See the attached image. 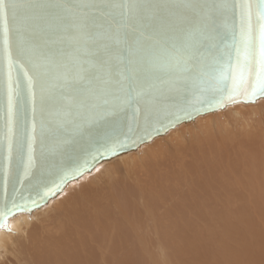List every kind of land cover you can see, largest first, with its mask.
<instances>
[{
    "label": "snow or ice",
    "instance_id": "snow-or-ice-1",
    "mask_svg": "<svg viewBox=\"0 0 264 264\" xmlns=\"http://www.w3.org/2000/svg\"><path fill=\"white\" fill-rule=\"evenodd\" d=\"M7 9L14 18L21 14L17 31L27 34L21 46L30 57L31 74L25 70L24 77L33 117L37 81L41 102L59 105L54 118L60 122L81 107L106 108L107 96L116 101L113 110L130 109L136 118L146 99L150 111L182 90L201 96L211 91L227 102L264 95V0H0L9 157L15 90ZM49 80L56 82L59 97L45 91ZM35 131L33 119L26 173L33 165ZM123 147L106 139L96 153L116 155Z\"/></svg>",
    "mask_w": 264,
    "mask_h": 264
},
{
    "label": "bare ground",
    "instance_id": "bare-ground-1",
    "mask_svg": "<svg viewBox=\"0 0 264 264\" xmlns=\"http://www.w3.org/2000/svg\"><path fill=\"white\" fill-rule=\"evenodd\" d=\"M263 100H264V95L262 97H259L257 100L253 102H243V101L233 102L225 105L222 108H219L218 110L197 115L194 119L182 122L179 125L169 129L167 132L160 135H156L149 141L140 143L135 148L124 151L109 159H104L100 161L96 165V167L93 168L91 171L82 174L76 179L70 180L59 193H57L54 197H51L49 201H47L42 206H39L38 208L34 209L30 215H34L37 212L41 213L42 211H44L41 214L42 217L47 215L48 214L47 212H49L48 205L52 199H56L59 195H61L70 183L77 181L86 174L92 172L94 169L97 168L98 165L104 162L111 161L119 156L129 160L131 158V154L134 156L133 154L134 151L139 150L141 147L145 145H149L159 137H163L171 132H174L178 127L184 124H189V123L191 124V122H194L197 119L199 120L200 117L202 116L208 114H217V113L219 114L222 112H227V110L229 111V109H234V107L236 106L241 107L243 105H248V104L251 106L255 105L253 106V108L256 106L261 107L260 104L263 102ZM260 121L262 122V120ZM260 121H258V123ZM237 122L235 123L240 125V121ZM254 122L257 123L255 120ZM232 125L235 126V124ZM234 126H232L233 131L235 130ZM232 127L230 128L232 129ZM217 129L221 131L223 130V128L221 127L220 129L219 128ZM228 130L230 132L229 128ZM205 131L206 130H204V133ZM237 131H239L238 128L236 132ZM239 132H241V130ZM209 133L210 132H206L205 135H202L204 136L203 139L205 140H202L201 136H200L201 138L198 137L201 140L195 138L197 137V134L193 136L191 135L192 138L194 137L196 139L195 141H197V143L196 145L191 144L190 147L191 149L189 152L184 153L183 147H180L182 150L181 152L180 148L176 147V144L178 143L177 141V143L174 142L176 151L172 150V152L171 151L167 152V150H165L164 152L167 153L163 155V159H161L163 154L162 152H151L147 154L144 164L146 166L147 162H150L152 165V169L146 168L145 171L151 170L150 173L154 174L156 171H158L164 165H166L172 167V172H173V174L170 176H167L165 174L162 176L159 172V176L163 181L162 184H159V187L166 188V190H164V193L165 195L170 197V200H166L164 203L158 201L159 206L163 210V211L161 210V212L158 214L162 219L168 220L170 224H166V226L162 224L163 230L159 232L160 230L159 229L156 231L155 234L157 235L158 238L162 237L165 239H170L171 241H168V245L172 242L173 245L177 246L176 249L174 247H171L176 252L177 251L179 252L180 249L183 250L182 251L183 253L184 251H187V249L189 248L188 251L185 252L186 254L182 256L183 261L189 264H264V142L258 145L260 149L259 151L256 147L252 145V143H248V144L244 143L245 142L244 138L235 140L234 144L231 142L228 143L225 142L226 144H222L223 141L218 142L215 140H210L211 137L210 135L212 133L210 134ZM217 134L219 133L216 132V135ZM214 137L215 136H213L212 138ZM197 144L199 146H197ZM156 146L157 145L153 147L157 148L158 146L157 147ZM188 146H190L189 143ZM148 149H150V147ZM152 149L153 148H151V150ZM248 149L250 150L251 154L246 153ZM211 155L212 157H210ZM214 158H217L218 160ZM115 167H114L115 172L114 169L111 167H109L111 170L109 168L108 169L106 168L107 172L104 173L108 177L105 178L107 189H102L101 190L102 192L106 190L108 192L110 188L109 184L117 180V184L114 187L115 197H121V192L123 191L125 192V197H127L126 202L130 203V205L133 203L140 204L141 202L149 205L154 203L152 198L153 191L150 192L148 198H145L146 195L145 188L137 189L136 187L132 186V189H129L130 184H126L122 182V179H128V178L130 179L134 177L132 171L135 169L131 168V171L128 170L124 172L123 175V173H121L122 168H119L118 165L117 166L115 165ZM124 168L126 169V166H124ZM113 172L115 174H113ZM104 173L102 174L103 176ZM95 175L98 176L99 174L98 175L95 174ZM100 176L101 174L99 175V178ZM95 177H93V180ZM102 179H104V177ZM89 182H86L85 185L96 184L95 182L93 183L91 182L89 183ZM185 188H187L186 191H182ZM142 194L144 197H142ZM104 198H106L107 200L106 194H99L96 195L95 197L91 196L89 201L80 202L77 208L72 209V212H74L76 218L80 220L84 217L83 212L87 210L85 205L88 202H90V204L95 202L105 203L106 201L103 202ZM143 198H145L144 201ZM55 201L58 202L57 200ZM113 201L114 199L111 200L110 203H113ZM56 202H54L53 200L52 204ZM189 204H191V206H189ZM116 208L118 209L117 211H119L120 214H117L115 212ZM53 209L54 208H52V210ZM128 209H129L128 207H125V211H124L120 207V205H117L114 208L112 207V212L115 217L104 216V220H105L104 228L107 227L108 225H109L108 227H110L109 236L114 237L116 234L120 232L121 235H119L120 234L119 233L118 235L115 236V237L117 236L119 237L122 236V232H126L125 241L124 242L120 241V248L123 249V252L121 253V249H113L114 251L113 253L116 256V258L113 257V255L110 253L111 259H108L109 257H107L105 252L102 251L103 243L100 240L99 242L100 251L98 252V255H100V258L102 260L104 259L106 260L107 262L106 264H108L109 262L116 264H118L119 262H123V264H134V262H138V259L133 260L134 258H132L134 253H137L136 256L140 257L143 260V262L146 263L147 261L146 254L150 252L148 251L149 245L147 243L152 242L150 239L152 234H150V237L145 240L148 233L141 231V229H139V227H137L133 223L132 221L133 216L130 215ZM115 214L117 215V217ZM118 215H121L123 220H121L120 218V220L118 221L119 219ZM179 215H181V217ZM27 216H28V212H21L15 214L13 217L9 219V221L5 225L0 227V241H4V247L7 248L9 244L8 242L11 240V238L10 239L8 238V231H5L3 233V230L9 226L10 228L12 227L13 229H17V236L16 233L14 235L15 237H17V239L21 237L22 238L21 240L25 241L26 236L24 235L26 233V227L29 224L28 225L23 224L27 226L25 228L23 227L19 232L17 220H19V218L21 217H24L22 220L26 221L27 223L29 222V218ZM42 217L40 216L39 218ZM185 217L188 218L185 219ZM190 217H192V220L190 219ZM185 220L188 222H185ZM113 221L114 222L116 221L114 223L115 224L114 226L112 224ZM179 221L183 223V226L181 228ZM31 225L33 226L32 223ZM186 232H190L191 239L188 238L189 240L188 239L186 240L187 237L186 238L184 237L187 235ZM87 235L89 238H92L91 237L92 234L87 233ZM58 239L59 237H54V239L52 240H49V238H47L48 240L47 245L48 243L49 244L52 243L53 245H55L54 242ZM89 242L93 245V248L97 247V250L99 249L98 245L95 246L96 243L94 244L93 239H90ZM35 252L33 253L35 254ZM43 253L47 254L49 252H43ZM118 253L121 255L120 259H118ZM61 254L62 253L54 252V259L52 257H49L48 260L55 264H61V262H58V259L56 258V256ZM91 254L92 255L90 256L94 257V254L93 253ZM39 260L41 259L39 258ZM66 264H74V263L67 262Z\"/></svg>",
    "mask_w": 264,
    "mask_h": 264
},
{
    "label": "water",
    "instance_id": "water-1",
    "mask_svg": "<svg viewBox=\"0 0 264 264\" xmlns=\"http://www.w3.org/2000/svg\"><path fill=\"white\" fill-rule=\"evenodd\" d=\"M7 2V0H6ZM9 26V51L13 59V88L15 116L13 122L11 157L8 154V105H7V65L4 58L3 21L0 20V227L11 217L21 212H31L45 204L59 193L72 179L91 171L104 160L149 141L182 122L194 119L197 115L218 110L227 104L221 95L211 91L198 95L191 90L169 93L149 111L150 101L142 102L141 113L133 118L130 109L116 108L113 96H107L106 108L96 109L85 106L75 109L65 121L54 118L59 105L53 101L41 102L42 82L34 84L36 94V112L33 117V104L28 91V82L24 71L31 74L29 55L22 50L21 40L27 34L17 31L21 14L14 18L7 9ZM23 65V67H21ZM46 92L59 97V89L54 80L43 84ZM226 95V94H225ZM256 98H249L253 102ZM243 101V96L235 102ZM223 104V106H221ZM36 124L33 134V165L25 172L27 160L28 135L31 125ZM106 139H114L124 144L116 149L117 154L98 155L96 148ZM103 151V149H101ZM92 155L97 156L92 161ZM57 185L59 187L57 188ZM35 201V203H33ZM13 204L18 207L13 208Z\"/></svg>",
    "mask_w": 264,
    "mask_h": 264
},
{
    "label": "rangeland",
    "instance_id": "rangeland-1",
    "mask_svg": "<svg viewBox=\"0 0 264 264\" xmlns=\"http://www.w3.org/2000/svg\"><path fill=\"white\" fill-rule=\"evenodd\" d=\"M260 105L261 107L256 106L254 108L253 106L255 105L251 106L249 104L243 105L241 107L236 106L234 107V109H229V111L227 110V112H222L219 114L218 113L208 114V115L202 116L200 117L199 120L197 119L198 121L196 120L194 122H191V124L190 123L184 124L178 127L174 132H171L163 137H159L154 142L150 143L149 145H145L141 147L139 150L134 151L133 153L134 156L131 154V158L129 160L124 159V157L119 156L111 161L104 162L98 165L96 168L97 170L94 169L92 172L86 174L79 180L70 183L61 195H59L56 199H52L48 205L49 212H47L48 214L46 213L47 215L42 217L41 214L44 211H42L41 213L37 212L38 214L35 213L34 215H28L27 217L29 218L30 223L29 222L26 223V221H23L22 219L24 217H21L19 218V220H17L19 232L21 231L23 227L25 228L29 224L27 226L28 228L26 227V233L24 235L26 236L25 241H22L21 237L20 238L18 237L19 239H17V237L14 236L15 233L17 236V229H13L12 227L10 228L9 226L3 230V233L5 231H8L9 239L11 238V240H14V239L15 240L14 241L10 240L8 242L9 244L7 248L4 247V241H0V247H1L0 248V264H49L51 261H49L48 258L52 257L54 259V252L62 253L61 255L56 256V258L58 259V262H61V264H66L67 262L74 263V264H82V263L83 264H92V263L93 264H106L107 263L106 260L105 259L102 260L100 258V255H98V252L100 251V245H99L100 240L103 243L102 251L105 252L107 257H109L108 259H111V254L113 255V257L116 258V256L113 253L114 252L113 249H121L120 241L124 242L126 239V232H122V236H119V237L117 236L118 238L115 236L118 235L120 232L116 234L114 237H111L109 236L110 234V227H108L109 225L104 228L105 226L104 216L105 217H115L112 212V207L114 208L117 205H120V207L124 211H125V207L129 208L128 211L130 215L133 216V219H132L133 223L137 227H139L141 231L148 233L145 240L150 237V234H152L150 238L152 242L147 243L149 245L148 251L150 252L146 254L147 256L146 263L143 262V260L140 257L136 256L137 253H134L132 256V258H134L133 260L138 259V262H134V264H189L183 261L182 259V256L186 254L185 252H187L189 248L187 249V251H184L183 253H182L183 250H180V249H179V252L178 251L176 252L171 247H174L176 249L177 246L173 245L172 242L168 245V241H171L170 239H165L162 237L158 238L157 235L155 234L157 230L160 229L159 232L163 230V225L166 226V224H170L168 220L162 219L158 214L162 210L158 204V201L164 203L166 200H170V197L165 195L164 193V190H166V188L159 187V184H162L163 182L161 180V177L159 176V172L162 176L164 174L167 176H170L173 174V172H172V167L166 166V165H164L161 169L156 171L154 174L150 173L151 170L145 171L146 168L152 169V165L150 162H147L146 166L144 164L146 156L147 154L151 152H162L163 154H162L161 159H163V155L165 153L170 152V151L172 152V150L176 151V147L178 148L183 147L184 153L189 152L191 149L190 148L191 144L196 145L197 143V141H195L196 140L195 138H197L198 140H201V139L205 140L203 139L204 136L202 135H205L206 132L212 133L210 135L211 136L210 140H215L218 142L223 141L222 144H226L225 142L227 143L231 142L234 144L235 140L244 138V141H245L244 143L246 144L252 143V145L260 151L258 145L264 142V127H263L264 126V122H263L264 120V100ZM256 118L257 119L259 118L260 120H262V122L258 119V121H260L258 123ZM254 120L257 123H255ZM237 121H240V125L242 124L244 126L242 125L240 126L239 124H236L235 122ZM232 124H235V126ZM232 126H234L235 128L234 131H233ZM220 127L223 128L224 132L223 130L221 131L217 129V128L220 129ZM230 127H232V129ZM228 128L230 129V132ZM237 128L239 129V131L241 130V132L237 131L238 132L237 133L236 132ZM204 130H206L205 133H204ZM216 132L219 134L216 135ZM196 134H197V137L192 138V136ZM212 135L215 137L212 138L213 137ZM198 137H200L201 139ZM174 142L177 143L176 147L174 146L175 144ZM188 143L190 144V146H188ZM155 145H157L158 147L157 146H156L157 148L153 147ZM197 146L199 145L197 144ZM149 147L150 149H148ZM151 148L153 149L151 150ZM165 150H167V152H164ZM246 153L251 154L249 149L247 150ZM210 157H212V155ZM214 159H217V158H214ZM115 165L116 166L118 165L119 168H122L121 173H123V175H124V172L128 170L131 171V168L135 169L132 171L134 174V177L130 179L129 178L122 179V182L126 184H130L129 189H132V186L136 187L137 189L145 188V194H146L145 198H148L150 192L153 191L152 198H153L154 203H152L151 205L144 204L143 202H141V199H140V202H141L140 204L133 203L130 205V203L126 202L127 197H125V192L123 191L121 192V197H115L114 187L117 184V180L109 184L110 188L108 192L107 190L102 192L101 191L102 189H107V184L105 180V178H108L105 175V173L107 172L106 168L108 169L109 167H111L114 169ZM124 166H126V169L124 168ZM114 172H115V169H114ZM114 172L113 174H115ZM103 173H104V176L102 175ZM95 174L97 175L101 174L100 176L101 179L99 178V175L96 176ZM93 177H95L94 178L95 181L93 180ZM103 177L104 179H102ZM89 181L91 183L95 182L96 184L85 185L86 182H89ZM186 189L187 188H185L182 191H186ZM99 194H106L107 200L106 198L103 199V202L104 201L106 202L105 203L95 202L92 204L88 202L85 205L87 210L83 212L84 217L78 220L75 216V213L72 212V209L77 208L80 202L89 201L91 196L95 197L96 195H99ZM142 197H144L143 194H142ZM145 198H143V201L145 200ZM113 199H114L113 203H110V201ZM53 200L54 202H56L55 200H57L58 202L52 204ZM189 206H191V204H189ZM52 208L54 209L52 210ZM115 210L114 211L117 214H120L119 211H117L118 210L117 208ZM40 216L42 218H39ZM118 216H119L118 221L120 220V218L121 220H123L121 215H118ZM179 216L181 217V215ZM17 217H20V216H17ZM187 218L188 217H185V219ZM190 219L192 220V217H190ZM115 222L114 221L112 222L113 226L115 225L114 224ZM185 222H188V221L185 220ZM31 223L33 224V226L31 225ZM179 223H180V228H181L183 226V223L181 221H179ZM23 224H27V225H23ZM106 228L108 229V231ZM87 233L92 234L91 236L92 238H89ZM186 234L187 235L184 236L185 238L187 237L186 240L188 238L191 239L190 232H186ZM119 235H121V233ZM51 236L59 237V239L54 242L55 245H53L52 243L51 244L48 243L47 245V242H48L47 238H49V240L54 239V237H51ZM90 239H93L94 244L96 243L95 246L98 245L99 247L98 250H97V247L93 248V245L89 242ZM28 245L31 247H29ZM42 251L49 252L50 254L43 253ZM33 252H35V254ZM122 252H123V249H121V253ZM91 253L94 254V257L90 256L92 255ZM120 256L121 255L118 253V259H120ZM39 258L41 260H39ZM50 264H55V263L51 262ZM108 264H116V263L109 262ZM118 264H123V262H119Z\"/></svg>",
    "mask_w": 264,
    "mask_h": 264
}]
</instances>
